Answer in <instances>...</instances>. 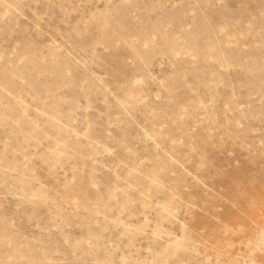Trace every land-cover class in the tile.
Returning <instances> with one entry per match:
<instances>
[{"label":"rangeland","instance_id":"rangeland-1","mask_svg":"<svg viewBox=\"0 0 264 264\" xmlns=\"http://www.w3.org/2000/svg\"><path fill=\"white\" fill-rule=\"evenodd\" d=\"M0 264H264V0H0Z\"/></svg>","mask_w":264,"mask_h":264},{"label":"bare ground","instance_id":"bare-ground-1","mask_svg":"<svg viewBox=\"0 0 264 264\" xmlns=\"http://www.w3.org/2000/svg\"><path fill=\"white\" fill-rule=\"evenodd\" d=\"M212 47H213V46H212ZM214 48H215V47H214ZM208 49H209V48H208ZM213 50H214V49H213ZM213 50H212V51H213Z\"/></svg>","mask_w":264,"mask_h":264}]
</instances>
